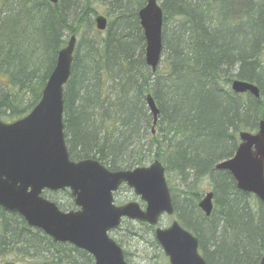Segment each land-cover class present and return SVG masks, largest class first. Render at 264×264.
<instances>
[{"label": "trees", "instance_id": "obj_1", "mask_svg": "<svg viewBox=\"0 0 264 264\" xmlns=\"http://www.w3.org/2000/svg\"><path fill=\"white\" fill-rule=\"evenodd\" d=\"M158 1L164 60L153 73L138 17L147 0H0V115L14 122L33 110L59 52L77 36L64 91L71 159H96L111 171L161 161L175 217L197 237L206 263L259 264L264 204L216 165L235 155L240 132H255L264 120V0ZM96 2L110 20L105 32L95 27ZM235 80L255 85L260 97L234 93ZM148 95L159 109L155 134ZM172 178L181 190L170 185ZM205 179L214 193L210 217L198 208L202 195L195 192ZM0 264L94 259L0 207Z\"/></svg>", "mask_w": 264, "mask_h": 264}, {"label": "water", "instance_id": "obj_2", "mask_svg": "<svg viewBox=\"0 0 264 264\" xmlns=\"http://www.w3.org/2000/svg\"><path fill=\"white\" fill-rule=\"evenodd\" d=\"M56 5L59 0H48ZM146 41L145 61L155 73L164 53V13L158 0H147L139 13ZM96 28L103 32L108 19L98 16ZM77 44L72 36L58 54L57 63L41 100L25 118L5 123L0 118V207L19 214L26 223L43 231L56 243H69L86 251L94 264H129L122 247L109 233L120 228L124 219L145 223L155 230V239L169 264H207L199 252L198 239L178 221L160 228L162 216L175 213L166 179V169L155 160L147 167L111 171L96 159L70 160L64 132V90L68 84ZM236 94L260 97L259 89L235 80ZM153 117V133L159 109L151 95L146 98ZM235 155L216 165L229 172L237 189L253 194L264 204V120L256 133L241 132ZM126 185L140 202L115 204L114 194ZM69 190L76 210L63 212L43 196L45 191ZM214 193H206L199 208L206 217L214 209ZM259 264H264V257Z\"/></svg>", "mask_w": 264, "mask_h": 264}, {"label": "rangeland", "instance_id": "obj_3", "mask_svg": "<svg viewBox=\"0 0 264 264\" xmlns=\"http://www.w3.org/2000/svg\"><path fill=\"white\" fill-rule=\"evenodd\" d=\"M94 8L98 9V14L106 16L109 19L105 12L106 8L104 5L96 2L94 4ZM162 67L163 61L161 62L159 69ZM32 97L34 96H30V98L27 97L28 101H32ZM169 182L170 185L174 187V189H182L181 182L177 178H172ZM209 189L210 182L205 179L195 187V192L197 194H201V197H203L205 192ZM47 195V197H51L50 194ZM54 196L52 197L54 200L69 208L66 209L67 211L73 209L69 207V204L72 203V200L67 194H54ZM115 199L119 205L129 202L140 203L139 199L134 195V193L126 187H123L115 195ZM173 219L174 218L167 216L163 217L160 226L163 228L168 227ZM110 236L123 248L124 252L127 253L129 264H168V260L164 256L163 251L156 244V240L154 238V229L148 227L147 225L125 220L118 230L110 233Z\"/></svg>", "mask_w": 264, "mask_h": 264}, {"label": "flooded vegetation", "instance_id": "obj_4", "mask_svg": "<svg viewBox=\"0 0 264 264\" xmlns=\"http://www.w3.org/2000/svg\"><path fill=\"white\" fill-rule=\"evenodd\" d=\"M65 193H66V192H64V191H63V192H62V191H61V192H54V194H65ZM167 260H168V259H167Z\"/></svg>", "mask_w": 264, "mask_h": 264}]
</instances>
